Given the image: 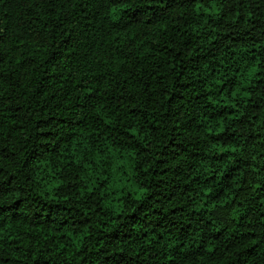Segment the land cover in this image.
I'll list each match as a JSON object with an SVG mask.
<instances>
[{"label":"trees","instance_id":"trees-1","mask_svg":"<svg viewBox=\"0 0 264 264\" xmlns=\"http://www.w3.org/2000/svg\"><path fill=\"white\" fill-rule=\"evenodd\" d=\"M0 264H264V0H0Z\"/></svg>","mask_w":264,"mask_h":264}]
</instances>
